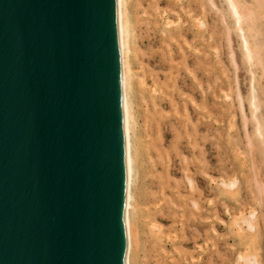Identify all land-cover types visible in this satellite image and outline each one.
<instances>
[{"label":"water","instance_id":"water-1","mask_svg":"<svg viewBox=\"0 0 264 264\" xmlns=\"http://www.w3.org/2000/svg\"><path fill=\"white\" fill-rule=\"evenodd\" d=\"M117 0H0V264H126Z\"/></svg>","mask_w":264,"mask_h":264},{"label":"bare ground","instance_id":"bare-ground-1","mask_svg":"<svg viewBox=\"0 0 264 264\" xmlns=\"http://www.w3.org/2000/svg\"><path fill=\"white\" fill-rule=\"evenodd\" d=\"M222 2L239 40L244 61L251 68L262 66L264 37L259 29V19L262 14L258 11L264 8V0H255L257 9L252 8L254 4L250 6L251 4L247 3L249 4L247 6L243 0H222ZM117 4L127 162L125 263L213 264L209 249L211 237L206 229L210 219L206 214L208 208L202 204L204 201L201 203V199L195 197L187 196V201L180 199L178 186L180 182L177 181L178 179L176 180L178 183L171 180L174 176L170 177L169 166L172 156H179L178 143L182 138L181 131L183 132L184 129L185 134L188 133L186 128L189 124L195 139L198 130L195 129L194 122V127L190 124L191 119L187 114L188 106L197 102L190 94L178 87V82L181 72L185 71L192 87L198 85L202 87L197 81V71L201 72V75L208 74L207 48H210L208 47L210 26L207 18L209 8L216 5L214 0H117ZM228 30L230 32V28ZM227 35L229 36V33ZM145 42L151 47L157 45L158 49L155 51V48L145 49ZM199 46H202V50L198 48ZM200 52L202 55H199ZM251 74L253 81L249 108L254 124V137L259 144L264 145V119L260 114L261 103L256 94L255 72L252 69ZM207 95V91L203 90L204 110L207 109ZM241 99L242 97L240 101ZM240 104V109L242 108L244 112L243 100ZM166 108L169 111H166ZM244 118H246L245 113ZM169 135L172 141L168 143ZM204 138L206 140L205 136ZM252 140L248 137V144L254 150L255 143L253 144ZM201 154L202 159L198 162L200 166L197 164L194 166L197 167V171L203 173L205 157L202 152ZM204 154L207 155L206 152ZM183 171H185L187 189L195 191V194L197 186L193 178L194 173L190 172V174L187 169ZM204 176L208 181H212L206 172ZM235 184L233 183V186ZM257 189L261 196L264 195V186L258 180ZM201 191L198 189L199 193ZM247 223L249 230L255 229L250 219ZM198 228L206 230L201 233ZM240 232L244 233V231ZM240 260L243 264L253 262L251 256L245 255L240 256Z\"/></svg>","mask_w":264,"mask_h":264},{"label":"rangeland","instance_id":"rangeland-1","mask_svg":"<svg viewBox=\"0 0 264 264\" xmlns=\"http://www.w3.org/2000/svg\"><path fill=\"white\" fill-rule=\"evenodd\" d=\"M243 1L246 2L245 4H251L250 6L254 4L252 8L257 9L255 0ZM214 3L216 6L209 8L207 18L210 26V38L208 41V47L210 46V48H207V55L209 56H207L209 64L207 73L209 75L206 73L201 75V72L199 73L197 71V81L201 83L203 89L201 86L200 89L198 84V87H192L185 71L184 73L181 72L178 82V87L180 89L182 88L188 95L190 94L195 99L194 101L199 104L194 102L196 106L193 104L187 108L189 111V113L187 111L188 117L191 119L189 121L190 124L193 127L196 124L195 129H198L195 134L196 140L194 139L191 126L188 124L186 128L188 133L185 134V130L183 129V132L181 131L182 138L179 140L180 143H178L180 157L172 156L173 160L171 159L169 172L170 177H175L171 178L173 182L178 183L176 182L178 179L177 181L181 183H178L181 200L187 201L188 197H195L201 199V203L203 201L206 202L202 204L208 208L206 214L210 216L206 229L211 237L209 249L212 254L213 264H243L241 260L239 261L242 255L251 256L253 260L251 264H264V195L261 196L257 189V180L264 186V145L259 144L254 137V124L249 108L253 81L252 69L255 72L256 94L261 103L260 114L264 119V62L262 66L257 65L251 68L244 61L239 40L232 29L231 21L224 10L222 0H214ZM258 12L262 14V17L259 19V29L262 31L264 37V8ZM227 26L230 28L231 34ZM147 45L148 42H145V49L155 48L154 51L158 49L157 45L152 47ZM201 47L199 46L198 48L202 50ZM201 53L199 55H202ZM262 58L264 59V52ZM205 74L207 77H205ZM208 77L210 80H208ZM185 78L188 79L185 80ZM207 81L210 82L208 83ZM203 90H206L208 94L207 109L205 110L203 109L204 105L202 100ZM240 97H242L241 101L243 100L244 112L241 110L242 108L240 109ZM166 111H169V109L166 108ZM244 113L246 118H244ZM245 119H248V121H245ZM205 126L207 127L205 128ZM204 136L207 141L205 138L203 139ZM248 137L253 139L252 143H255L254 146L255 148L258 147L257 149L254 148L252 150L253 148H250ZM170 141H172L171 135L167 138V142L169 143ZM186 145L188 146L186 147ZM195 148L196 150H194ZM204 151L207 154L206 156ZM201 152L205 157V164L208 163L207 165L204 164L203 173L197 171V167L194 166V164L200 166L198 162L202 159ZM186 160L187 164H185ZM179 164L181 165L179 166ZM205 167H209L207 168L208 171ZM186 169L189 170V173H194L193 178L197 186L195 194V191H190L189 188L187 189L184 177L185 171H183ZM205 172L211 177L212 181H208V178L204 176ZM222 183L225 184L222 185ZM233 183H236L235 186H233ZM184 188H186V191ZM198 189L202 191L199 193ZM242 216L243 218L241 219ZM247 218L250 219V222L255 227L252 231L248 229L247 220L249 219ZM198 229L201 233L206 230L202 228ZM240 231H244V233Z\"/></svg>","mask_w":264,"mask_h":264}]
</instances>
